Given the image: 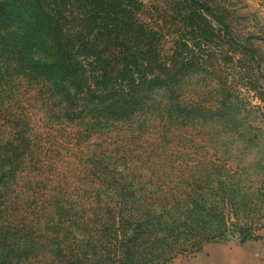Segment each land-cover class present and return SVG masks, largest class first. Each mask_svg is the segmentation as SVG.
I'll use <instances>...</instances> for the list:
<instances>
[{
  "label": "rangeland",
  "instance_id": "rangeland-1",
  "mask_svg": "<svg viewBox=\"0 0 264 264\" xmlns=\"http://www.w3.org/2000/svg\"><path fill=\"white\" fill-rule=\"evenodd\" d=\"M21 1L0 0V18L4 6L14 20L0 33V160L16 150L14 164L0 162L12 172L0 250H19L13 264H57L58 250L81 244L103 264L125 222L134 264L264 237V0H121L160 63L187 64L125 121L64 119L97 100L18 65Z\"/></svg>",
  "mask_w": 264,
  "mask_h": 264
},
{
  "label": "trees",
  "instance_id": "trees-1",
  "mask_svg": "<svg viewBox=\"0 0 264 264\" xmlns=\"http://www.w3.org/2000/svg\"><path fill=\"white\" fill-rule=\"evenodd\" d=\"M188 1L196 4L195 0ZM21 4L24 12L18 28L20 44L13 50L18 65L42 76L48 73L60 83L77 81L79 90L84 88L91 100H97V107L89 113L64 111L65 120L82 119L83 113L91 119L104 120L125 121L137 117L146 106L148 95L154 90L177 85L180 70L187 67L184 64L181 69L177 66L167 68L160 63L157 50L148 42L150 33L133 21L131 12L123 7L121 0H22ZM2 7L0 33L11 36L9 31L14 20L6 7ZM203 7L211 12L207 6ZM42 48L49 53L52 63L36 60ZM57 88L69 94L64 86L59 84ZM17 135L20 141L24 140L20 132ZM15 152L12 150L0 160L1 167L14 164ZM2 171L0 168V245L5 213L3 191L12 174ZM123 225V230L115 229L116 255L109 250L103 264H134L136 242L128 238L131 228L128 222ZM117 231L124 236L123 242L118 241ZM82 248L83 244L70 248V253L58 250L57 264H63L66 259L74 261L73 264H102L96 246H92L93 260L80 253ZM13 258H21L19 250L15 253L8 250L7 254L0 250V264H13Z\"/></svg>",
  "mask_w": 264,
  "mask_h": 264
},
{
  "label": "crops",
  "instance_id": "crops-1",
  "mask_svg": "<svg viewBox=\"0 0 264 264\" xmlns=\"http://www.w3.org/2000/svg\"><path fill=\"white\" fill-rule=\"evenodd\" d=\"M172 264H264V237L208 245L197 255L176 259Z\"/></svg>",
  "mask_w": 264,
  "mask_h": 264
}]
</instances>
